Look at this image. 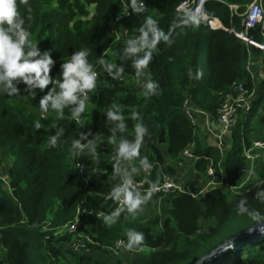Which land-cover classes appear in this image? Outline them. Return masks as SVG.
Here are the masks:
<instances>
[{"label": "trees", "instance_id": "trees-1", "mask_svg": "<svg viewBox=\"0 0 264 264\" xmlns=\"http://www.w3.org/2000/svg\"><path fill=\"white\" fill-rule=\"evenodd\" d=\"M182 1L152 0L149 12L136 14L122 11L119 0H28L27 4L17 0L22 27L39 42L41 55L48 52L55 62L50 72L54 79L60 78L63 61L82 48L91 50L88 59L98 77L96 89L88 93L89 108L79 119L71 118L79 101L66 106L63 117L51 107L49 114L41 113L43 93L24 92L23 83L19 96L0 95V161L11 163L5 170L10 189L0 187V264H48L50 257L55 264H193L229 235L258 223L238 212L241 201L249 212L264 216V162L248 184L251 189L242 193L221 187L206 188L198 195L175 191L163 198L161 213L141 223L126 221L124 212L116 211L117 179H138L139 163L146 158L153 166L148 183L158 184L163 172L175 174L167 159L181 161L190 145L198 156L197 171L205 174L212 160L218 177L222 171L228 184L238 185L246 167L243 146L264 123V114L258 113L264 108L263 77L256 100L234 128L225 153L199 140L197 125L185 115L183 103L187 100L214 120L222 94L234 81H246L250 88L252 80L244 69L248 52L263 67L264 52L234 34L243 30L242 14L252 0H208L204 12L217 28L201 19L192 24L176 11ZM262 4L264 8V0ZM90 7L93 11H88ZM146 15L158 21L156 26L167 40L161 37L147 66L137 70L134 63L145 53H127L126 40H138ZM113 23L129 31L127 39L111 37L107 30ZM248 35L263 41L258 30ZM101 57L117 66L100 72L103 66L96 61ZM133 80L135 85L129 83ZM148 83L155 86L148 90ZM109 111L122 119H110ZM138 127L144 129L140 136ZM121 143L129 146L128 152L120 151ZM78 148L83 149L76 157ZM76 161L90 172L87 183L81 181ZM74 222L76 232L85 237L73 239L66 231L59 236L63 226ZM137 232L144 234L139 246L132 241ZM118 240L132 242L136 256L114 260L95 256L105 254ZM68 241L82 244L88 252H73ZM242 243L213 264H264V236Z\"/></svg>", "mask_w": 264, "mask_h": 264}, {"label": "clouds", "instance_id": "clouds-1", "mask_svg": "<svg viewBox=\"0 0 264 264\" xmlns=\"http://www.w3.org/2000/svg\"><path fill=\"white\" fill-rule=\"evenodd\" d=\"M19 2L27 4L28 0H19ZM130 7L136 14L147 11L143 0H139V2L138 0H131ZM29 11L31 10L29 9ZM187 18L192 24L199 23L198 17L194 14H187ZM23 23L24 20L21 19V13L18 11L17 0H0V95L19 96L21 89L18 86L23 83L26 85L24 92L35 94L36 90H39L40 93H43L39 100L41 113L49 114V107H51L59 117H63L64 108L79 101L78 106L71 110V118L79 119L80 113L89 108L88 93L97 87L98 73L93 70L94 66L88 59L91 50L82 48L73 52L70 58L61 64L60 78L54 79L50 75L55 63L54 60L48 52L41 55L37 48L39 42L35 40L30 31L22 27ZM157 23L158 21L152 15H146L143 25L139 28L141 34L138 40H126L129 45L125 50L127 53L139 51L145 53L142 59H138L134 63L137 70L147 66L151 59V52L161 37L167 40L163 31L157 28ZM5 25L8 27L5 28ZM26 48L29 50L26 51ZM96 63L102 65L109 72L117 66L115 63L107 62L103 57L98 59ZM119 71L122 72L123 68L121 67ZM49 85H51L50 88ZM154 86L153 83L146 85L148 90ZM81 95H83V99L80 98ZM108 116L112 120L122 119L118 112L109 111ZM35 126L36 128L41 127L39 120L35 122ZM143 132V128H137L138 136L142 135ZM120 151L122 153L128 152L129 146L126 143H121ZM144 162L146 163V158ZM123 192L126 202L132 208L145 204L151 197V192L144 199H141L138 193L134 196L133 192L127 188L123 189ZM242 205L243 201L237 205L240 214H248L257 222L264 221V216L258 211L249 212ZM132 241L137 246L142 245L144 234L142 232L133 234ZM133 248L135 247H133L132 242L126 245V250L130 251Z\"/></svg>", "mask_w": 264, "mask_h": 264}, {"label": "built area", "instance_id": "built-area-1", "mask_svg": "<svg viewBox=\"0 0 264 264\" xmlns=\"http://www.w3.org/2000/svg\"><path fill=\"white\" fill-rule=\"evenodd\" d=\"M119 1L122 6V11L126 13L127 11L132 10L130 7L131 0ZM207 1L208 0H183L176 7V11L184 13L185 15L194 14L198 19L205 21L211 28H217V26L212 23L213 20L204 12V6ZM231 7L236 8L237 6L231 5ZM241 25L243 30L234 34L248 45L264 52V8L262 0H252L242 14ZM252 30H258L263 37V41H257L250 37L248 32ZM107 32L110 33L111 37L115 40L127 39L129 36V31L117 23L110 25ZM244 69L250 75V79L252 80L250 88L246 81H234L229 89L222 94L220 107L217 109V116L214 120H212L208 114L192 106L187 100L183 103L182 109L194 125H197L196 119L198 118L205 122H210L209 126L212 128L211 135L214 138V145L212 146L216 147L221 153H225L226 151V140H231L232 130L237 126L239 120L245 118L246 114L251 110L257 97L258 82L264 77V67L261 60L254 58L250 51L248 52V59ZM100 72H107V70L102 67ZM253 138L250 140V143L244 145L242 149V157L246 167L241 182L238 185L228 184L222 171L220 172L219 177L216 175L215 169L212 166V160H209L205 172L207 175L206 185H208L206 188L221 187L227 189L230 193H242L251 189L252 186L248 187V184L255 176L258 167L264 162V140ZM193 148L194 146L190 145L182 152L181 157L192 159L193 161L198 160V156L194 154ZM82 149L83 148H78V151L76 150V157ZM75 164V168L78 170L81 181L87 183V168L85 164L80 161H76ZM151 166V164L141 161L139 163V170H141L142 175L138 176V179L126 177H121L119 180L117 179L114 190L117 207L116 211L122 209L127 203L123 192V189L125 188L132 191L134 196L138 193L140 198L145 197L151 192V196H155L157 201L161 198L167 197L170 193L175 191L189 194L187 191H184V189L178 187L174 183L171 175L165 172L160 175V183L149 185L148 179L152 170ZM9 182V177L5 173L0 172V183H2L5 188L10 189ZM62 229H66V232L69 233H76V222L67 224L60 230ZM116 244L117 247H123L125 242L123 240H118ZM81 246L83 245L81 244ZM71 247H77L78 249L79 246L71 245ZM86 251H88L87 248ZM49 261L48 264H55L54 257H50Z\"/></svg>", "mask_w": 264, "mask_h": 264}, {"label": "rangeland", "instance_id": "rangeland-1", "mask_svg": "<svg viewBox=\"0 0 264 264\" xmlns=\"http://www.w3.org/2000/svg\"><path fill=\"white\" fill-rule=\"evenodd\" d=\"M143 3L145 4L147 11L149 12L152 6V0H145L143 1ZM88 11H93V8L90 7ZM256 68H257V65H256ZM103 73L105 74L107 72H103ZM134 82L135 80L130 81L129 83L132 85H135ZM258 113L264 114V108L262 110H259ZM209 123L210 122H205L204 120L200 118L196 119V124L198 128V136H199V140L202 141L205 145L206 144L214 145V138L211 135L212 128L209 126ZM252 137H254L253 139L264 140V123L260 124L259 127L254 132H252ZM100 157H101L100 155H93L91 158L98 159ZM188 160H192V159L182 158V162L179 164L176 161H170L167 159V164L171 166L175 171V174L171 176L174 180V183L181 189H184V191H187L189 195H197V194H200L204 189H206V187H208V185H206L207 175L206 173L203 174L197 171L195 166L193 168L192 164ZM146 162L150 164V161L147 159H146ZM10 164L11 163L9 162L8 159H6L4 164L0 162V172L5 173V170L8 168V166H10ZM152 167L153 166H151V168ZM86 173H90V172L87 170ZM141 175H142L141 170H139V176ZM0 187L3 189H7L3 185H1ZM162 203H163V198L159 199L157 202L156 197L151 196L149 197L148 201L145 204L140 205L136 208H132L131 206H128L126 208L120 209L119 211H117V213L122 210L124 212V217H123L124 220L127 221L129 219H133V220L139 219L140 221H138V223L139 222L141 223L148 217H152L155 214L161 213V208L159 205H162ZM126 205H128V203H126ZM110 218L111 216H109L108 219ZM65 231L66 229L59 230L58 231L59 236L60 234H64ZM69 234L73 236V239L78 236L85 237L83 235V232L78 231V230L76 233H69ZM116 243L114 242L112 247L105 249L106 250L105 254L97 253L95 254V256L97 258H100L106 255L107 256L106 258L110 260H114L113 258H117L119 256H124L127 259L128 258L130 259L136 256L137 252L134 251L133 249L130 251L126 250L127 244H125L123 247H117ZM57 245L62 246V241H59V242L57 241ZM71 245H72L71 242L68 241V245L66 246L70 248ZM78 250H80V252H86V253L88 252L83 248V246H79ZM78 250H77V247H73V252H76Z\"/></svg>", "mask_w": 264, "mask_h": 264}, {"label": "water", "instance_id": "water-1", "mask_svg": "<svg viewBox=\"0 0 264 264\" xmlns=\"http://www.w3.org/2000/svg\"><path fill=\"white\" fill-rule=\"evenodd\" d=\"M260 236H264V221H260L253 226L243 228L229 235L220 241L219 244L200 256L193 264H213L226 250L233 248L239 243H246L247 240L251 241Z\"/></svg>", "mask_w": 264, "mask_h": 264}, {"label": "crops", "instance_id": "crops-1", "mask_svg": "<svg viewBox=\"0 0 264 264\" xmlns=\"http://www.w3.org/2000/svg\"><path fill=\"white\" fill-rule=\"evenodd\" d=\"M152 11H154L153 14L156 15V14H155V13H156L155 10L153 9ZM218 22H219V25H220L219 27H222V28H223L221 22H220V21H218ZM202 118H203V117H202ZM230 143H231V140H226V151H227V149L229 148ZM226 151H225V152H226ZM188 161L192 164V167L194 168L196 162H195V161H192V160H188ZM0 162H1L2 164H4L3 161H0ZM181 162H182V160H181V161L179 160L177 163L180 164ZM147 196H148V195H146L145 198H146ZM162 204H163V203H162Z\"/></svg>", "mask_w": 264, "mask_h": 264}]
</instances>
